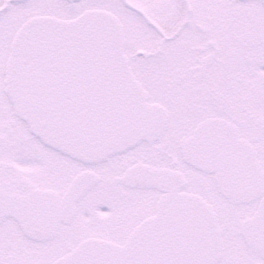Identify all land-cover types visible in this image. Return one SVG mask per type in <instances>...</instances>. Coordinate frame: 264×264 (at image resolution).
<instances>
[{"label": "snow or ice", "instance_id": "snow-or-ice-1", "mask_svg": "<svg viewBox=\"0 0 264 264\" xmlns=\"http://www.w3.org/2000/svg\"><path fill=\"white\" fill-rule=\"evenodd\" d=\"M0 264H264V0H0Z\"/></svg>", "mask_w": 264, "mask_h": 264}]
</instances>
